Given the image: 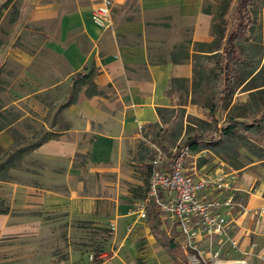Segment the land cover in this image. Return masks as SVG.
<instances>
[{
	"label": "crops",
	"instance_id": "1",
	"mask_svg": "<svg viewBox=\"0 0 264 264\" xmlns=\"http://www.w3.org/2000/svg\"><path fill=\"white\" fill-rule=\"evenodd\" d=\"M100 1L28 0L4 51L0 77L6 59L20 68L3 90L11 100L0 102L1 112L12 107L24 113L0 130V148L30 153L21 167L9 170L10 179L0 178V202L10 209L0 214V264H93L71 247L66 255L49 250L50 241L70 243L75 221L115 228L117 249L96 264H137L142 244L133 239L139 235L127 236L140 221L135 204L140 197L132 189L143 187L146 177L135 175L137 144L143 127L160 122L158 109L174 107L172 79L191 83L196 44L213 39V16L204 7L220 0H113L107 29L91 20ZM18 40L25 47L16 46ZM176 49L189 56L174 63ZM84 74L91 75L98 93L88 95L90 81L73 85ZM31 124L42 131L36 135ZM29 135L28 142L18 139ZM48 135L53 137L45 139ZM27 157L37 162L26 163ZM253 180L250 173L238 179L247 210L230 214L235 237L249 252L258 246L251 244L254 237L264 242V212L256 215L264 210V182L251 193ZM128 242L129 258L123 252ZM257 256L264 264V243Z\"/></svg>",
	"mask_w": 264,
	"mask_h": 264
},
{
	"label": "rangeland",
	"instance_id": "2",
	"mask_svg": "<svg viewBox=\"0 0 264 264\" xmlns=\"http://www.w3.org/2000/svg\"><path fill=\"white\" fill-rule=\"evenodd\" d=\"M213 5V10L216 11L217 4L210 2L208 5ZM28 0H0V38L5 41L8 40L6 51L16 34L19 25L22 23L25 10L27 9ZM253 15L255 16L254 30L250 41L241 43L244 46V52L241 53L245 62L239 64L235 69V84L232 94L225 97L221 104L217 107L214 113L212 112V99L219 90L222 83L223 75L220 73L219 67H224L225 63L219 57L213 58L211 63H217L218 66L208 65L206 62L199 64L197 72H203L204 77H193L194 85L191 83L185 84V89L175 88L172 96L174 98V107L170 113L163 116L160 124L155 127L145 126L142 129L141 141L137 144L138 151L133 157L137 164L136 176L140 179L145 177V172L149 166L150 161L145 160L143 165L140 162V157L147 154V158L153 157V148L151 144L157 147H162L168 153L173 149L187 144L189 138L197 137L203 134L205 140H202L201 147L198 152H193L187 160V168L190 173L207 174L220 168L225 172L231 173L235 171L238 178L245 173H250L254 176V184L251 193H256L259 185L264 182V136H262L258 129H256L254 121L261 119L264 123V116L261 114L264 108V78H259L255 83H249L246 79L248 70L254 62L261 61L260 67L264 64V0H256L253 6ZM229 30L237 24V15L235 8H232L229 13ZM16 46L25 47V45L18 40ZM263 47V54L261 52ZM4 55V52H3ZM253 57V61L250 57ZM5 55L1 57V62ZM19 65L12 59H6L3 68L1 69L0 86L5 89L7 85L12 82L13 77L19 71ZM253 85L258 86L252 89ZM16 88V87H15ZM261 90V91H259ZM254 93V94H251ZM0 97L3 104H8L11 96L0 91ZM28 111L29 108L22 106ZM14 118L20 115L23 111H18L16 108L8 107L7 111ZM172 116V124L164 125V121L168 122ZM238 120L241 122L240 132L233 136H224L220 132L223 127H226L230 120ZM27 123V122H26ZM32 125V124H31ZM31 129L37 135L41 129L36 125H32ZM40 130V131H39ZM160 133V138L155 141L156 135ZM29 137H18L19 140L25 138L23 142H28ZM244 143L253 145L257 149L256 154L252 153ZM30 153L25 152L17 155L13 165L21 167L20 163ZM26 163L37 162L33 157L25 160ZM16 175L12 179H16ZM141 195H144L140 191ZM248 195V194H247ZM142 199L135 200L137 205V216H139V208L142 206ZM152 217L158 218L160 221L158 236L155 238L151 235L152 232L146 229L149 227V216L146 218H139L140 221L131 229H127V236L139 235L138 238L133 239L135 243H141L142 246L136 252L137 264H187L186 256L179 246L180 233L172 229L168 220H165L161 213L156 209L152 212ZM74 230L69 231L70 243L62 245V243H53L50 241L49 250L54 253L66 255V247H71L73 250L81 251L89 255V262L96 264L101 260L99 251L104 250L108 256L113 254L116 250L115 242V228H96L91 225H79L77 221L73 222ZM77 227V228H76ZM61 234H66L67 230L63 229ZM236 230L231 226L228 229L227 235L222 236L221 239L215 240L212 247L207 242L201 244L206 251L212 252L214 248H220L219 257L217 261L226 263L244 262L245 264H260L261 259L257 256L259 246L264 243L262 240L253 238L252 243L258 244L257 248H253V252H249V248L244 251L241 244L235 246L231 243V239L235 237ZM223 239V240H222ZM238 240L237 237H235ZM219 241H222L219 244ZM169 242L175 246L171 248ZM161 244H165L163 247ZM219 244V245H218ZM130 242L123 248L126 257L132 256ZM172 252H171V251ZM93 252L92 255L90 253ZM130 252V253H129ZM129 258V257H128ZM214 263H216L214 261Z\"/></svg>",
	"mask_w": 264,
	"mask_h": 264
},
{
	"label": "built area",
	"instance_id": "3",
	"mask_svg": "<svg viewBox=\"0 0 264 264\" xmlns=\"http://www.w3.org/2000/svg\"><path fill=\"white\" fill-rule=\"evenodd\" d=\"M113 6V0H101L97 4L91 15L96 26L103 29L111 26ZM150 147L153 157L149 160V192L139 208V217L146 218L147 203L151 202L172 229L180 233L179 246L187 264H217L220 248L210 252L201 244L207 242L213 249L214 241L227 235L231 228L232 211L246 212L247 204L235 186L237 174L220 168L202 175L190 173L187 159L194 153L188 144L170 153L154 144ZM263 212L260 209L256 215L261 216ZM231 243L239 245L234 237Z\"/></svg>",
	"mask_w": 264,
	"mask_h": 264
},
{
	"label": "trees",
	"instance_id": "4",
	"mask_svg": "<svg viewBox=\"0 0 264 264\" xmlns=\"http://www.w3.org/2000/svg\"><path fill=\"white\" fill-rule=\"evenodd\" d=\"M11 0H9V3ZM219 5L216 8V11L213 10V5H208L204 7V13L212 15L213 21H212V35L213 39L209 43H198L195 46V53L192 57V60L194 61V78H196L199 74V76L204 77V71L199 73L197 72V68L200 63L206 62L208 65H215L218 66V64L211 63L213 58L219 57L221 61L225 63L224 67H219L220 73L223 75L222 83L220 84V88L214 98L212 99L213 105H212V112L216 111L217 107L221 104L222 100L227 97L228 95L232 94L235 87V73L234 69L241 63H244L245 60L240 55L242 52H244V46L241 43L250 41V38L252 36V31L254 30V24H255V16L253 15V6L256 2V0H220ZM232 8H235L236 15H237V24L233 27L232 30H229V13ZM8 40L3 41L0 38V63H1V57L3 55V50L5 47H7ZM198 52H202L205 54H201ZM258 54H263V47L261 52ZM184 56H189V52L185 51L183 49H176L175 51L171 52V60L174 63H180L181 58ZM253 57H250V60L253 61ZM261 61L254 62L250 69L248 70V74L246 76V79H249V83H255L256 80L259 78H264V64L260 67ZM87 81H90L91 88L87 90L88 95L96 94L98 91H96V86L92 80V77L90 74L87 75H77L73 81V85L76 86L77 83H86ZM1 82V81H0ZM189 83L188 79H179V78H173L172 79V90L173 92L175 88L179 89H185V84ZM192 84L194 85V80L192 81ZM264 85V84H261ZM258 86L253 85L252 89H255ZM4 88L0 86V91H3ZM261 91V90H259ZM254 94V93H251ZM0 102L2 103L1 97ZM3 106L0 105V130L8 127L11 125L10 117L12 114L6 112L3 114L1 112V108ZM7 111V110H6ZM172 111L171 109H165L161 108L158 109L159 118L160 120H163V116L166 113H170ZM261 114L264 116V108L261 111ZM173 118L170 117L169 121H164V125L172 124ZM256 129H258L259 133L264 136V123L261 119H257L254 121ZM160 124V122H157V124H154L153 126L157 127ZM241 122L238 120H230L229 124L226 127H223L220 131L215 129L217 132H220L224 136H233L236 133H239ZM53 135L45 136V139L51 138ZM160 138V133L156 135L155 141H158ZM205 136L201 134L200 136L189 138L187 140V144L191 146L193 152H198L201 147L202 140H205ZM186 144V145H187ZM244 146H247L249 150L256 154L257 149L253 147V145H249L248 143H244ZM13 148H11L12 150ZM28 152L25 149H15L14 151L4 150L0 148V178L1 179H10L9 176V170L12 167H16V165H13V162L15 161L17 155H21L22 153ZM257 155V154H256ZM152 158H147V154H142L140 157V161L144 163L145 160H150ZM150 164L147 167L146 171V177L144 179V186L139 187L138 189L133 188V193L142 198L143 200L147 197L149 192V182H150ZM139 190L142 191L144 195L139 194ZM147 213L149 216V222L151 227V232L153 233L154 237L157 238L160 227V221L158 218L152 217V212L155 210V205L151 202L147 203ZM10 209L4 205L3 202H0V214L8 213ZM155 238V239H156ZM169 246L171 248H174L175 246L172 244V242H169ZM163 247H166L165 244H161ZM171 251V250H170ZM172 252V251H171ZM104 250L99 251V256L104 255Z\"/></svg>",
	"mask_w": 264,
	"mask_h": 264
},
{
	"label": "bare ground",
	"instance_id": "5",
	"mask_svg": "<svg viewBox=\"0 0 264 264\" xmlns=\"http://www.w3.org/2000/svg\"><path fill=\"white\" fill-rule=\"evenodd\" d=\"M217 264H245L244 262H233V263H226V262H222V261H219Z\"/></svg>",
	"mask_w": 264,
	"mask_h": 264
}]
</instances>
